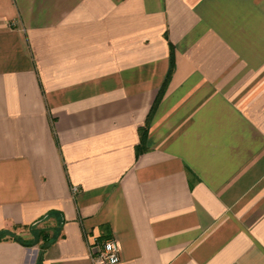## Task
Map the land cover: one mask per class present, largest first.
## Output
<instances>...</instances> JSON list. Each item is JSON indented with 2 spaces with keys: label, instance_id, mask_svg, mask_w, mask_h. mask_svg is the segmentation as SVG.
Wrapping results in <instances>:
<instances>
[{
  "label": "crops",
  "instance_id": "obj_1",
  "mask_svg": "<svg viewBox=\"0 0 264 264\" xmlns=\"http://www.w3.org/2000/svg\"><path fill=\"white\" fill-rule=\"evenodd\" d=\"M0 264H264V0H0Z\"/></svg>",
  "mask_w": 264,
  "mask_h": 264
},
{
  "label": "built area",
  "instance_id": "obj_2",
  "mask_svg": "<svg viewBox=\"0 0 264 264\" xmlns=\"http://www.w3.org/2000/svg\"><path fill=\"white\" fill-rule=\"evenodd\" d=\"M74 191H76V187H74ZM90 250L96 263H118L120 261V246L114 238L103 242L95 241L90 245Z\"/></svg>",
  "mask_w": 264,
  "mask_h": 264
},
{
  "label": "trees",
  "instance_id": "obj_3",
  "mask_svg": "<svg viewBox=\"0 0 264 264\" xmlns=\"http://www.w3.org/2000/svg\"><path fill=\"white\" fill-rule=\"evenodd\" d=\"M142 133H143V131H142ZM146 133V132H145ZM54 212H50L47 216L49 217L51 214H53ZM46 216V217H47ZM46 217H44V218H46ZM43 219H40L38 222H36V223H34L33 225H31L30 226V228L32 229V230H35V232L37 233V235H38V237L40 236V237H42L43 238V240L44 241H46V242H49L50 240V238H48L47 237V235H50L49 234V231H47L45 228H43V229H37L36 228V226H37V224L40 222V221H42ZM47 237V238H46ZM101 241V240H100ZM105 241V240H104ZM101 242H103V241H101Z\"/></svg>",
  "mask_w": 264,
  "mask_h": 264
}]
</instances>
